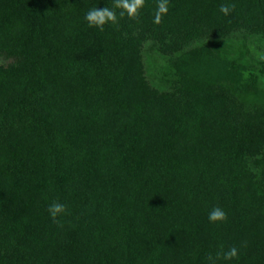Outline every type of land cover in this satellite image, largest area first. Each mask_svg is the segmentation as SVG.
Segmentation results:
<instances>
[{"label": "trees", "instance_id": "trees-1", "mask_svg": "<svg viewBox=\"0 0 264 264\" xmlns=\"http://www.w3.org/2000/svg\"><path fill=\"white\" fill-rule=\"evenodd\" d=\"M94 6L114 0H0V264H208L232 246L217 264H264V105L243 98L259 89L186 47L264 35V0H168L159 24L145 0L102 30ZM145 41L170 88L146 79Z\"/></svg>", "mask_w": 264, "mask_h": 264}, {"label": "rangeland", "instance_id": "rangeland-1", "mask_svg": "<svg viewBox=\"0 0 264 264\" xmlns=\"http://www.w3.org/2000/svg\"><path fill=\"white\" fill-rule=\"evenodd\" d=\"M195 46H206L210 51L205 62L210 65L209 73L214 76V80L228 84H237L238 81H235L238 79L249 80L250 83L257 85L259 91L256 94L245 93L243 95L245 103L251 107L264 105V35L238 34L217 39L203 35L186 47ZM142 55L144 73L149 83L160 89L170 88L178 77L169 56L161 52L151 41L143 43ZM174 56H178V52L174 53ZM11 61L12 57L0 56L1 63L7 64ZM232 73L236 75L233 76ZM260 165L264 170V160Z\"/></svg>", "mask_w": 264, "mask_h": 264}, {"label": "clouds", "instance_id": "clouds-1", "mask_svg": "<svg viewBox=\"0 0 264 264\" xmlns=\"http://www.w3.org/2000/svg\"><path fill=\"white\" fill-rule=\"evenodd\" d=\"M145 0H114V6L109 8L104 6L103 8H98L94 6L87 10L84 14V19L86 20L89 26H95L97 28L103 29V26L111 21H117V9H119V15L124 16L125 13L129 17H134L138 14V10L144 5ZM234 5L224 3L220 5V11L227 16ZM168 11V0H157V7L155 9L153 22L159 24L162 18V15ZM49 216L55 220L60 213L66 211V205L59 201H53L48 205L47 208ZM209 222L223 221L227 218L226 211L216 205L213 206L208 211L207 216ZM238 252L235 246H232L228 249L221 248L220 251H217L215 255L211 253L207 256L208 264H217L218 260L230 261L232 258L237 257Z\"/></svg>", "mask_w": 264, "mask_h": 264}]
</instances>
